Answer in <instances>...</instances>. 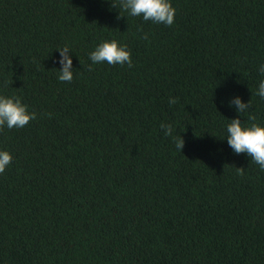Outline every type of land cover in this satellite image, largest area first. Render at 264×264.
Here are the masks:
<instances>
[{"label": "trees", "instance_id": "trees-1", "mask_svg": "<svg viewBox=\"0 0 264 264\" xmlns=\"http://www.w3.org/2000/svg\"><path fill=\"white\" fill-rule=\"evenodd\" d=\"M171 3L165 26L120 0H0V94L36 113L0 127V264H264V170L223 139L233 95L264 124V0ZM106 39L131 67L91 64Z\"/></svg>", "mask_w": 264, "mask_h": 264}, {"label": "clouds", "instance_id": "clouds-1", "mask_svg": "<svg viewBox=\"0 0 264 264\" xmlns=\"http://www.w3.org/2000/svg\"><path fill=\"white\" fill-rule=\"evenodd\" d=\"M120 8L126 11L128 16H139L141 20L151 21L154 24L170 26L174 22L175 8L172 6L171 0H120ZM143 38L146 39L147 34H143ZM57 51L59 56L56 58V63L59 67L56 68V78L59 81H71L73 78V52L67 44L59 47ZM88 59L91 64H127L129 67L132 65L127 45L116 39L99 41L89 51ZM257 72L264 76V62L258 65ZM256 95L264 99V78H261L257 83ZM168 102L170 105L175 104L176 98L169 97ZM221 103H225V101L222 100ZM227 105L229 108H234L238 116L229 119L230 122L226 123L223 139H226V143L233 153H244L261 170H264V124L255 122L251 116L248 119L253 121L252 123L241 122L239 116L249 107V101L244 102L239 95L228 98ZM35 118L36 113L30 111L19 96L0 94V127L21 128ZM159 127L165 136L172 134L171 124L161 122ZM174 142L176 149L181 152L184 143L182 137L179 135L178 138H174ZM11 159L9 151L0 149V172L5 170Z\"/></svg>", "mask_w": 264, "mask_h": 264}]
</instances>
